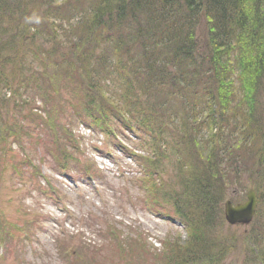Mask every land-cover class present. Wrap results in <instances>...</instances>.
<instances>
[{
	"label": "trees",
	"instance_id": "16d2710c",
	"mask_svg": "<svg viewBox=\"0 0 264 264\" xmlns=\"http://www.w3.org/2000/svg\"><path fill=\"white\" fill-rule=\"evenodd\" d=\"M40 100L49 113L59 102L68 127L112 107L167 166L146 175L174 198L186 239L161 241V264L221 257V203L243 179L257 198L248 238L264 258V0H0V155L49 141L27 114Z\"/></svg>",
	"mask_w": 264,
	"mask_h": 264
},
{
	"label": "rangeland",
	"instance_id": "374dc122",
	"mask_svg": "<svg viewBox=\"0 0 264 264\" xmlns=\"http://www.w3.org/2000/svg\"><path fill=\"white\" fill-rule=\"evenodd\" d=\"M37 42L50 48L49 41ZM65 87L66 104L78 106L80 94ZM44 103L27 114L46 123L49 141L23 139L0 155V264L163 263L161 241L186 239L173 214L174 198L155 193L159 186L146 175L167 166L140 146V133L111 106L107 118L101 111L76 114L78 121L68 127L62 105L49 113ZM6 130L0 125V134ZM243 181L244 194L229 190L221 203L216 242L223 251L209 264H264L248 238L255 232L251 224L231 225L224 218L225 201L242 203L253 188ZM259 231L264 236V228Z\"/></svg>",
	"mask_w": 264,
	"mask_h": 264
},
{
	"label": "water",
	"instance_id": "95a60500",
	"mask_svg": "<svg viewBox=\"0 0 264 264\" xmlns=\"http://www.w3.org/2000/svg\"><path fill=\"white\" fill-rule=\"evenodd\" d=\"M256 209V194L253 189H249L246 200L242 203L233 205L230 201L224 203V218L231 225L250 223Z\"/></svg>",
	"mask_w": 264,
	"mask_h": 264
}]
</instances>
